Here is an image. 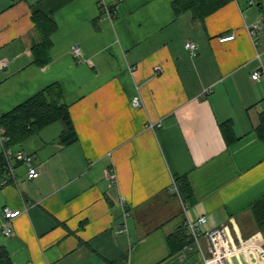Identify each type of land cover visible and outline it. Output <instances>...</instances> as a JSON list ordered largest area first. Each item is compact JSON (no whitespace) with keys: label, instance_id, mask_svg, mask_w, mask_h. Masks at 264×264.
Masks as SVG:
<instances>
[{"label":"crops","instance_id":"1","mask_svg":"<svg viewBox=\"0 0 264 264\" xmlns=\"http://www.w3.org/2000/svg\"><path fill=\"white\" fill-rule=\"evenodd\" d=\"M175 1L0 0V115L58 83L77 134L64 145L58 122L18 147L36 156L38 179L19 166L17 183L1 186L0 172V228L4 208L28 207L12 236L0 237L12 264H204L197 248L172 255L167 240L202 216L207 230L227 225L236 240L254 235L252 207L264 197L256 132L264 77L252 74L264 69V0H232L204 22L177 16ZM104 3L115 6L113 21ZM35 9L57 24L43 67L32 52L40 39ZM255 24L256 43L247 30ZM231 33L234 41L219 42ZM187 41L197 43L196 56ZM226 121L232 144L220 127ZM183 175L195 196L190 206L171 193Z\"/></svg>","mask_w":264,"mask_h":264},{"label":"trees","instance_id":"2","mask_svg":"<svg viewBox=\"0 0 264 264\" xmlns=\"http://www.w3.org/2000/svg\"><path fill=\"white\" fill-rule=\"evenodd\" d=\"M231 1L176 0L173 7L177 16L189 13L192 21L204 22L208 16ZM32 20L40 37L39 42L32 49L33 58L37 65L43 67L50 62L51 38L57 29V24L52 15L39 9L34 10ZM58 122L64 125L61 142L64 145L75 143L77 134L69 107L63 102V92L58 83L49 85L11 111L0 115V126L6 129L7 134L11 137L10 145L15 148L22 146L33 136ZM220 127L227 143L232 144L236 140L232 122L226 121ZM256 132L264 143V112L260 115ZM4 167L5 160L0 155V172H3ZM174 182L177 185L178 192L169 191L183 203L189 206L194 204L195 196L188 177L186 175L177 176ZM252 210L257 229L264 231V197L254 203ZM167 240L172 255L183 250L192 241L184 226H180L175 233L170 234ZM126 260H128V257ZM0 264H12L4 248H0Z\"/></svg>","mask_w":264,"mask_h":264},{"label":"built area","instance_id":"3","mask_svg":"<svg viewBox=\"0 0 264 264\" xmlns=\"http://www.w3.org/2000/svg\"><path fill=\"white\" fill-rule=\"evenodd\" d=\"M102 13L106 17L113 21L116 17L115 6L109 4H103ZM260 29L259 24L252 25L247 28L249 35L256 43L258 31ZM236 38L235 33L221 35L218 40L220 43H227L234 41ZM186 50L192 55L196 56L198 51L197 43L193 41H187L185 44ZM75 59L79 62H83V53L80 45H75L72 48ZM131 72L136 71V67H131ZM156 74L162 72V68L157 66L155 68ZM264 77V69H260L252 74L253 81H259ZM132 106L139 108L141 106L137 97H134L131 101ZM161 124H158L160 127ZM11 137L7 134L6 129L0 126V149L1 155L5 160V167L2 172L1 186L17 183V168L23 166L26 169V175L29 180L38 179L41 175V170L35 155L27 153L23 149L15 148L10 145ZM107 175L111 181V186L117 182V174L111 170L107 172ZM174 191L178 192L177 185L173 182L171 187ZM122 205L126 208L127 203L124 197L121 199ZM185 203H183L184 205ZM187 208V207H185ZM28 211V207L23 210H14L9 207L4 208L2 213V222L0 228V237H11L13 234L12 222ZM126 216L128 213L126 212ZM209 220L206 216H202L198 219H188L185 221V227L188 235L191 238V242L185 246V251H192L198 249V252L204 257V264H264V239L260 234L251 236L250 238L243 240H236L230 227L224 225L222 227H214L212 229H205ZM121 230L120 232H122ZM202 238L206 239L208 245V251L210 256L204 255L202 247Z\"/></svg>","mask_w":264,"mask_h":264},{"label":"rangeland","instance_id":"4","mask_svg":"<svg viewBox=\"0 0 264 264\" xmlns=\"http://www.w3.org/2000/svg\"><path fill=\"white\" fill-rule=\"evenodd\" d=\"M55 127H56V128L59 127V124H58V123L55 124ZM252 228H253V231H251L250 234H252L253 232H254V235H256V234H260V235L263 237V239H264V231H259V229H256L255 226H253ZM260 232H261V233H260ZM252 236H253V235H252Z\"/></svg>","mask_w":264,"mask_h":264}]
</instances>
